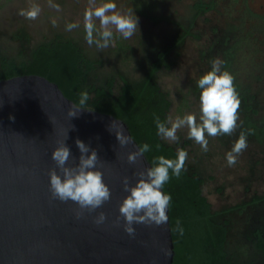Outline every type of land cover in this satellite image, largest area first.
<instances>
[{"label":"rangeland","instance_id":"rangeland-1","mask_svg":"<svg viewBox=\"0 0 264 264\" xmlns=\"http://www.w3.org/2000/svg\"><path fill=\"white\" fill-rule=\"evenodd\" d=\"M140 0H114L118 10L133 8L139 31L124 39L114 31L113 43L99 50L85 40L83 15L87 0H55L61 11L47 6V0H35L42 7L40 16L32 21L20 16L19 10L28 0H0V62L3 56L20 60L29 58L33 49L43 42L62 36L78 43L87 56L101 64L90 79L98 84L116 76V89L121 86L120 74L131 81H140L159 49L179 31L176 23L155 21L138 10ZM198 0H143L153 6L156 15L170 16L188 26ZM211 1V0H205ZM216 7L199 16L188 36L172 53L174 64L159 72L162 89L169 94L171 107L168 119L188 113L200 115L198 79L211 70V61H224L222 70L234 77L240 99L238 127L231 135L207 137L208 151L187 136L188 129L178 130V142L166 141L188 153L186 167L205 178L203 193L213 210L249 202L264 195V0H215ZM56 21L53 26L52 21ZM80 27L66 31V24ZM98 24V21H97ZM24 33L26 36L19 37ZM170 126V125H169ZM247 136V148L234 166L227 165L226 154L240 133ZM227 220L226 249L236 264H264V255L255 246L253 231L264 221V201L249 204L243 211L221 217Z\"/></svg>","mask_w":264,"mask_h":264},{"label":"water","instance_id":"water-1","mask_svg":"<svg viewBox=\"0 0 264 264\" xmlns=\"http://www.w3.org/2000/svg\"><path fill=\"white\" fill-rule=\"evenodd\" d=\"M72 103L60 85L44 75L0 79V264H174L170 206L167 224H134V238L125 233L122 218L120 226L112 223L129 194L123 178L134 186V174L151 167L146 153L137 163H128L127 155L140 145L130 125L87 106L71 118ZM114 120L133 138L124 147L115 129L109 131ZM77 139L97 151L103 164L99 170L111 189V199L102 208L79 220L76 204L53 200L49 191V171L56 168L51 153L58 141L66 140L74 157L68 163L75 166L80 156ZM101 211L108 220L97 226L93 218Z\"/></svg>","mask_w":264,"mask_h":264},{"label":"clouds","instance_id":"clouds-1","mask_svg":"<svg viewBox=\"0 0 264 264\" xmlns=\"http://www.w3.org/2000/svg\"><path fill=\"white\" fill-rule=\"evenodd\" d=\"M47 6L56 12L62 10L55 0H47ZM41 12L42 7L39 3L35 0H28V6L20 9L18 14L34 21ZM52 23L56 26L55 20ZM79 27V23L71 22L66 24L65 30L72 31ZM83 28L87 44L95 45L97 49L103 50L113 43L114 31L124 39L132 38L139 31L138 17L131 7L118 10L114 0H87L83 15ZM224 63L219 58L213 59L211 70L197 81V87L200 90L199 117L197 118L194 113H188L183 117L177 116L174 121L169 118L167 122H163L155 116L158 136L166 141L178 142V130L187 128L188 138L199 144L202 151L207 152L209 150L207 137L231 135L237 129L240 99L234 85V77L227 70H222ZM89 99L88 92L81 91L78 104L72 103L68 109V116L73 118L78 115L80 109H86L85 105ZM10 119L14 117L10 116ZM113 129H115L114 132ZM109 131L115 134L121 147L133 141L130 135L125 134L119 120L111 122ZM251 131H242L231 150L226 154L229 167L236 164L238 156L247 148V136L251 134ZM65 141H58V146L51 153V159L55 162L56 168L49 171V191L53 200L62 203L71 201L76 204L75 216L79 220L86 212L91 214L102 208L111 199V189L104 182L103 172L99 170L103 164L97 151L77 139L75 143L80 156L78 163L71 166L68 162L74 157ZM156 148L159 149L160 145H156ZM150 150L148 144L139 145L137 151L127 155L128 163H137L139 158ZM187 157L188 153L183 148L177 150L174 159L165 158L162 155L155 157L151 162V167L134 174L138 177L134 186L130 184L128 177H124L123 189L129 194L120 203L119 215L112 222L113 225L120 226L122 218L125 233L134 238L136 234L134 224L157 227L167 224V211L172 198L163 189L170 180V172L178 178L185 170ZM107 220V214L101 211L93 218V223L100 226ZM175 230L183 235L179 220H177Z\"/></svg>","mask_w":264,"mask_h":264},{"label":"trees","instance_id":"trees-1","mask_svg":"<svg viewBox=\"0 0 264 264\" xmlns=\"http://www.w3.org/2000/svg\"><path fill=\"white\" fill-rule=\"evenodd\" d=\"M137 7L146 17L173 22L180 28L174 38L158 50L140 81L133 82L125 74H120L122 84L119 89H116V76L102 84L93 82L90 77L101 61L90 58L77 42L62 36L39 44L29 58L17 60L3 56L0 79L20 74H41L57 82L76 103L81 91H87L90 99L85 106L124 119L139 144L150 146L151 150L146 155L151 162L161 155L174 159L178 149L157 135L154 117L158 116L161 121L167 122L172 104L169 94L159 83L158 75L162 69L172 67V53L178 52L185 39L193 34L192 28L197 18L213 10L216 2H195L193 19L188 26L170 16L154 14L153 6L143 0L138 1ZM18 36L24 37L26 34ZM156 145H160V148L157 149ZM204 183L205 178L190 171L185 162V170L181 175L177 178L170 172V180L164 187L165 193L172 198L170 215L176 249L174 264H236L226 249L228 221L222 222L220 219L233 211H243L249 204L264 201V195L253 197L249 202L213 210L211 202L203 193ZM177 220L183 228V235L175 230ZM253 236L256 248L264 255V221L253 231Z\"/></svg>","mask_w":264,"mask_h":264}]
</instances>
